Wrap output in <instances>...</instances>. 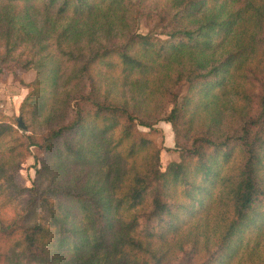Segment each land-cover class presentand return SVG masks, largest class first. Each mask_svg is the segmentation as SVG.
Wrapping results in <instances>:
<instances>
[{
    "label": "trees",
    "instance_id": "1",
    "mask_svg": "<svg viewBox=\"0 0 264 264\" xmlns=\"http://www.w3.org/2000/svg\"><path fill=\"white\" fill-rule=\"evenodd\" d=\"M140 18L147 34L136 31ZM248 53L259 56L249 73ZM17 69L35 79L20 114L30 133L0 123V259L7 246L37 264H62L70 250L130 254L136 264H222L248 228L263 229L264 0H0V77ZM236 76L253 88L229 85ZM155 92L172 104L163 120L180 151L164 171L161 149L137 128L154 126L144 112ZM227 92L256 113L236 111L227 134H193L200 107ZM31 147L43 153L41 168L16 194H27L24 210L8 211L9 180ZM93 167L102 183H58L59 173ZM218 204L229 217L204 260L196 247L174 262L160 254L158 241ZM37 208L50 227L35 220Z\"/></svg>",
    "mask_w": 264,
    "mask_h": 264
},
{
    "label": "rangeland",
    "instance_id": "2",
    "mask_svg": "<svg viewBox=\"0 0 264 264\" xmlns=\"http://www.w3.org/2000/svg\"><path fill=\"white\" fill-rule=\"evenodd\" d=\"M230 2L228 4V8L232 9L235 5ZM136 31L139 34H147L148 28L144 18H140L137 21ZM229 41L226 39L221 46L216 49V53L214 55H217V57L220 55L222 56L230 46ZM212 54L213 53L210 51L207 56ZM243 60H246L247 63L244 70L249 73V69L257 65L259 56L248 53L244 56L242 61ZM233 65L234 63H232L230 67L232 68ZM174 68L175 62L171 63L168 70H174ZM172 77L174 78L175 75L173 76L172 74ZM34 79L35 72L33 70L17 69L15 74H13L10 70H5L0 77V123L9 124L18 129L20 132L30 133V131H27L29 129V123L27 121L25 122L20 114L23 101L33 88L31 84ZM167 83L170 85V81H167ZM238 83L242 87L253 88L252 84L249 82L245 83L238 76L235 78L233 77L232 83H229V85ZM186 88L187 84L185 81L180 82L178 86L175 87L174 93L178 94L179 97H182L185 94ZM131 98L132 94L129 90L126 92V99L130 101L129 104L133 105ZM171 109L172 104L168 103L165 97H162L155 92L149 104H147L146 111L144 112L149 113L154 126L152 128H146L139 125L137 126L143 136L151 140L158 148L161 149L160 169L162 171L167 168L169 163L180 160V151L177 149V146H175V136L172 127L168 122L163 120V118L170 113ZM200 109L201 111L194 115L191 120L193 134L200 133L207 129H212L220 134H227L231 130L237 128L240 113L243 114L249 111L254 114L257 111L255 104L248 105L240 99H236L231 92H227L223 97L214 99L208 109H204L203 107H200ZM236 111H239L240 113L237 114ZM19 119L23 121L26 126V130H22L19 127ZM113 137L114 136L106 138L105 143L110 141L109 139ZM37 158L41 160L43 158V153L37 148L31 147L29 154H27L21 163L15 173V176L13 175L14 177L9 180L11 182L9 185H12L14 190L9 189V191L5 192L6 196H15L16 199H14V197H10L9 199H11V203L4 209L12 212H20L24 210L25 201L28 199V196L24 192L20 196H16V194H20L19 191L24 187H32V181L36 176L37 169L41 168V164ZM139 159H142V155ZM236 163L237 161L234 160L233 165ZM108 167L109 165H107L106 169ZM233 168L234 167L230 165L229 167L223 169V173L226 174L231 172ZM126 169V165L122 166L120 173L123 174ZM101 172L102 171L98 172V167L88 169L75 168L70 172H65L67 173L66 178L62 176V173H59L61 177L58 180V183H70L69 185L74 188L83 187L85 185H95L102 183L100 182ZM51 177L52 175L45 177L44 185H47L50 182L49 180ZM3 181L4 179H1L0 183ZM43 209L44 208L36 209L34 216L35 220L42 224L44 223L46 227H50L49 221H45V210ZM228 217L229 214H227L223 204H218L208 209V211L202 216L199 215L193 219L191 218L185 226L183 225V227L179 229L177 234L170 236L167 239V242L158 243L160 242L158 241L156 243L157 247L160 248V254H163L167 260L174 262L177 259H181L184 252L188 251L192 247H196L198 250L196 253L197 259L200 258L201 260H204L207 257V253L213 251L219 242ZM124 218V221H127L126 215H124ZM72 223H76V219H74ZM238 243L232 248L233 257L228 260H224L222 264H264V227L261 231H257L256 229L254 231H249L248 228L241 241ZM86 249L87 248H84V250ZM2 252H4V256L0 259V264H37L34 260L27 263V257H21L17 252L7 246L4 250H2ZM36 252L37 251H34V253ZM73 255L72 250H70L68 254L64 255V261L62 264H136L139 260L137 257H133L130 254L122 256L118 253L92 252L90 250L81 252L75 257Z\"/></svg>",
    "mask_w": 264,
    "mask_h": 264
},
{
    "label": "water",
    "instance_id": "3",
    "mask_svg": "<svg viewBox=\"0 0 264 264\" xmlns=\"http://www.w3.org/2000/svg\"><path fill=\"white\" fill-rule=\"evenodd\" d=\"M18 125L22 130H26V126L24 125L23 121L21 119L18 120Z\"/></svg>",
    "mask_w": 264,
    "mask_h": 264
}]
</instances>
